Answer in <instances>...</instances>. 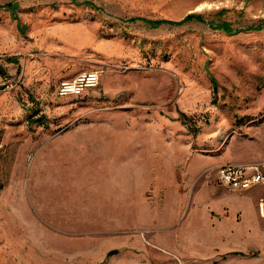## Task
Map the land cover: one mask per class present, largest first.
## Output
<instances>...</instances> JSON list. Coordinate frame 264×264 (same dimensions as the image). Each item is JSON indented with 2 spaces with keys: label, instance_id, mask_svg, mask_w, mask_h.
<instances>
[{
  "label": "rangeland",
  "instance_id": "obj_1",
  "mask_svg": "<svg viewBox=\"0 0 264 264\" xmlns=\"http://www.w3.org/2000/svg\"><path fill=\"white\" fill-rule=\"evenodd\" d=\"M91 1L0 0V264H264V0Z\"/></svg>",
  "mask_w": 264,
  "mask_h": 264
},
{
  "label": "built area",
  "instance_id": "obj_2",
  "mask_svg": "<svg viewBox=\"0 0 264 264\" xmlns=\"http://www.w3.org/2000/svg\"><path fill=\"white\" fill-rule=\"evenodd\" d=\"M99 80L100 72L98 70L82 71L72 78L61 80L57 91L62 96L69 94L80 95L86 90L95 87L99 83ZM19 82L20 77L5 75L2 87L4 90H7ZM216 173L220 182L230 189H247L253 185H264V173L256 164L226 163L221 165Z\"/></svg>",
  "mask_w": 264,
  "mask_h": 264
},
{
  "label": "trees",
  "instance_id": "obj_3",
  "mask_svg": "<svg viewBox=\"0 0 264 264\" xmlns=\"http://www.w3.org/2000/svg\"><path fill=\"white\" fill-rule=\"evenodd\" d=\"M74 2H78V0H73ZM78 3H84L86 5H89V6H92L96 9H99L100 7L94 3L93 1L91 0H83L81 2H78ZM3 6L5 7H9L11 12L14 14V16L16 15L15 14V9L17 8L18 6V3L17 2H7L5 3ZM223 10H221L222 12ZM144 20V21H147L150 23V26L152 28H156V27H159L163 24H170V25H181L189 20H197V21H201V22H205L207 21L202 14L198 13V12H189L187 13L184 17H182L181 19H178V20H171V19H166V18H158V19H147V18H144V17H138V16H134V17H131L129 18L130 21H136V20ZM210 25L211 28L213 29H221L223 30L224 32H226L227 34H235V33H238L240 31H244L240 28H237V29H234L230 26V23L227 22V21H221L219 23H216L215 21L211 20V21H207ZM264 26V24H258V25H251L248 27L247 30H259L261 29L262 27ZM4 77V76H3ZM3 77L1 78V82L3 83ZM43 119H40V122H42ZM117 250H111L107 253V255H111L113 253H115Z\"/></svg>",
  "mask_w": 264,
  "mask_h": 264
},
{
  "label": "crops",
  "instance_id": "obj_4",
  "mask_svg": "<svg viewBox=\"0 0 264 264\" xmlns=\"http://www.w3.org/2000/svg\"><path fill=\"white\" fill-rule=\"evenodd\" d=\"M112 250H116V249H112ZM109 251H111V250H109ZM109 251H108V252H109ZM108 252H107V253H108ZM116 252H117V251H116ZM116 252H115V253H116ZM113 254H114V253H113ZM107 256H110V255H107Z\"/></svg>",
  "mask_w": 264,
  "mask_h": 264
}]
</instances>
